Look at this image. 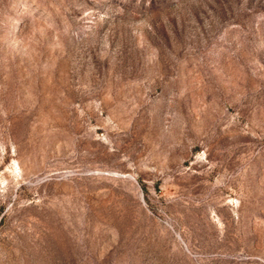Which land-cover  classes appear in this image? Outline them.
Returning a JSON list of instances; mask_svg holds the SVG:
<instances>
[{"label": "rangeland", "instance_id": "rangeland-1", "mask_svg": "<svg viewBox=\"0 0 264 264\" xmlns=\"http://www.w3.org/2000/svg\"><path fill=\"white\" fill-rule=\"evenodd\" d=\"M0 264H264V0H0Z\"/></svg>", "mask_w": 264, "mask_h": 264}]
</instances>
